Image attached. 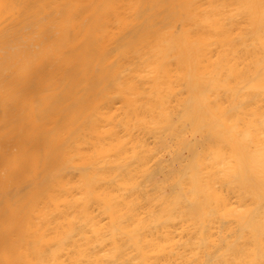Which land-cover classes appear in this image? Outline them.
<instances>
[{"label":"bare ground","instance_id":"6f19581e","mask_svg":"<svg viewBox=\"0 0 264 264\" xmlns=\"http://www.w3.org/2000/svg\"><path fill=\"white\" fill-rule=\"evenodd\" d=\"M0 264H264V0H0Z\"/></svg>","mask_w":264,"mask_h":264}]
</instances>
